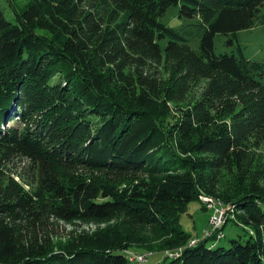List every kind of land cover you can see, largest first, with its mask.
Returning <instances> with one entry per match:
<instances>
[{"label": "trees", "instance_id": "trees-1", "mask_svg": "<svg viewBox=\"0 0 264 264\" xmlns=\"http://www.w3.org/2000/svg\"><path fill=\"white\" fill-rule=\"evenodd\" d=\"M173 5L201 17L199 51L159 20ZM257 23L264 0H28L14 22L0 5V264H138L89 234L55 246L56 228L126 210L151 224L165 217L169 239L187 240L184 207L220 198L224 170L248 183L226 200L236 206L226 221L215 230L209 222L212 233L196 244H174L178 256L152 254L144 264H264V175L255 173L264 62L238 42ZM217 34L229 37L231 52L216 53ZM200 79L208 80L201 99L181 109ZM18 155L37 165L34 197L5 174L4 162ZM143 173L154 206L120 188L121 175ZM232 221L243 231L226 246Z\"/></svg>", "mask_w": 264, "mask_h": 264}, {"label": "rangeland", "instance_id": "rangeland-1", "mask_svg": "<svg viewBox=\"0 0 264 264\" xmlns=\"http://www.w3.org/2000/svg\"><path fill=\"white\" fill-rule=\"evenodd\" d=\"M28 0H0V5L11 21L16 20V13L24 6ZM155 10V8H153ZM160 21L178 29L182 35L188 39L190 47L195 50H200L201 36L204 31L201 17H186L180 15V7L173 5L170 6L166 12L159 18ZM228 36L223 34H217L215 37V51L217 54L231 52L234 46L227 44ZM238 42L242 45L244 53L247 57L264 62V24L257 23L255 27L238 32ZM237 43V42H236ZM163 46L166 45V40L162 41ZM164 81L168 79L166 74L162 76ZM208 80L200 79L190 84L189 90L184 99L178 104L181 109L187 110L190 106L196 103L207 86ZM176 115V114H175ZM180 113L178 112L177 116ZM175 117H169L166 123H173ZM16 119L9 121L7 125L17 124ZM257 154L256 172L258 175H264V141L261 145L255 149ZM5 174L13 177L25 190L26 195L30 197L35 196L37 190V165L28 157L24 155L15 156L3 164ZM86 170L80 169L76 175L86 176L84 173ZM99 175V173H95ZM122 182L120 188L127 194V196L133 197L134 192L139 194L143 199H147L148 205H155L154 200L151 198L154 188H143L141 186L142 181H149V175H124L120 176ZM260 185L264 188V179L261 180ZM248 191V183L243 181L236 171L229 172L224 170L221 174V182L219 186L220 198L209 195H201L199 201H192L184 207L186 211L181 215V225L183 229L188 233L189 239H169V236L165 233V228H168L167 218H160V224H151L148 222H141L137 216L126 210L119 211L115 216L104 223H84L81 221H74L73 223L59 222V226L56 228L57 235L53 238L55 246L65 245L68 240L73 237H78L82 234H89L93 238L100 237L105 238L108 241H113L114 248L124 249L130 256L134 254H154L157 255L154 260L163 259L165 255H171L173 251L179 247L171 249L174 244L187 243L188 246L196 244L199 236L207 231L210 223L216 221L213 214L219 210H227L235 206L229 201L235 200V198ZM225 200H224V199ZM144 199V202L146 200ZM203 199V200H202ZM204 199H209L208 204L213 201L216 202L211 206L205 203ZM101 200V199H100ZM229 200V201H226ZM234 202V201H233ZM236 208V206H235ZM213 217V218H212ZM219 221V220H217ZM210 222V223H209ZM217 224V222H216ZM214 224V225H216ZM161 226H164L162 228ZM243 229L236 223L229 222L223 232L225 238L221 243L228 245L232 238L237 237V233L242 232ZM209 233V232H208ZM206 235V234H205ZM183 241V242H182ZM173 250V251H172ZM169 251V252H168ZM168 252V253H167ZM130 258V257H129Z\"/></svg>", "mask_w": 264, "mask_h": 264}, {"label": "built area", "instance_id": "built-area-1", "mask_svg": "<svg viewBox=\"0 0 264 264\" xmlns=\"http://www.w3.org/2000/svg\"><path fill=\"white\" fill-rule=\"evenodd\" d=\"M203 200V199H202ZM205 200V203L207 202V201H209V199H204ZM216 202H212L211 204H208V202H207V204L208 205H212V204H215ZM231 212H233L234 211V206L233 207H231ZM230 211V208L229 209H227V210H225V209H223V210H217L214 214H213V216H215V222H214V224H216V222H217V224L216 225H214L213 223H211V225H212V227H213V229L212 230H215V229H217V228H219L225 221H226V216H227V214H228V212ZM213 218V217H212ZM217 220H219V221H217ZM209 232V233H208ZM212 232L209 230V231H207L205 234L206 235H210ZM150 255H152L151 253H148V254H134V256H130V259L131 260H136V261H138V264H144L146 261H147V257L148 256H150ZM179 254L177 253V252H175V253H172L171 254V256H178Z\"/></svg>", "mask_w": 264, "mask_h": 264}]
</instances>
